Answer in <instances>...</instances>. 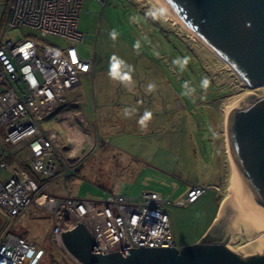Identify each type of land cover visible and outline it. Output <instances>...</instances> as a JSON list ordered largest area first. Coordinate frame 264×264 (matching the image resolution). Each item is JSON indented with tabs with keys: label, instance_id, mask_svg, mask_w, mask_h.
I'll return each mask as SVG.
<instances>
[{
	"label": "rangeland",
	"instance_id": "rangeland-1",
	"mask_svg": "<svg viewBox=\"0 0 264 264\" xmlns=\"http://www.w3.org/2000/svg\"><path fill=\"white\" fill-rule=\"evenodd\" d=\"M7 2L0 0L2 23ZM78 29L85 39L77 50L83 57L94 58V74L81 76L80 85L72 90L82 101L62 107L76 109L86 121L80 117L84 129L66 131L65 156L77 163L75 175L65 177L58 169L53 187H61L58 196L81 200H98L106 194L136 196L144 190L160 193L170 200L175 244H196L206 235L202 236L219 200L227 197L231 169L227 151L222 149L227 137L223 110L242 94L253 92L263 99L264 86H247L149 0H109L106 7L96 0H83ZM113 29L115 38L110 35ZM4 38H30L43 48L69 46L60 37L26 27L7 29ZM112 57L123 61L116 77L110 74L116 62ZM146 113L151 115L142 126ZM54 123L51 117L42 121L45 128ZM219 159L222 170L217 185ZM4 174L0 170V178ZM194 184L217 189L191 205L175 206ZM8 228L15 233L26 231L27 241L42 250L36 264H71L67 249L70 258L50 243L49 215L24 214L15 219L0 206V238ZM241 233L232 235L233 241L239 239L236 243L223 244L239 252L255 237L247 240Z\"/></svg>",
	"mask_w": 264,
	"mask_h": 264
},
{
	"label": "built area",
	"instance_id": "built-area-1",
	"mask_svg": "<svg viewBox=\"0 0 264 264\" xmlns=\"http://www.w3.org/2000/svg\"><path fill=\"white\" fill-rule=\"evenodd\" d=\"M96 1L106 7L109 0ZM82 2L8 0L4 23L0 17V130L5 143L25 144L29 152L27 170L15 169L0 180V206L15 219L24 214L49 215L50 243L67 258L62 235L79 224L102 255L140 246L179 249L168 211L170 200L160 193L144 190L136 196L106 194L98 200H81L46 192L58 169L65 177L75 175L77 163L65 156L69 146L66 134L45 129L42 121L58 106L68 105V94L79 86L80 77L94 72V58L81 56L76 47L85 39L78 29ZM18 27L60 37L69 46L43 48L30 38H4L7 29ZM59 115L64 118V113ZM5 154L0 151V170L8 168ZM38 176L50 181H39ZM213 188L192 186L175 206L191 205ZM10 228L0 238V264H36L40 257H36L35 245ZM70 262L84 264L76 258Z\"/></svg>",
	"mask_w": 264,
	"mask_h": 264
},
{
	"label": "water",
	"instance_id": "water-1",
	"mask_svg": "<svg viewBox=\"0 0 264 264\" xmlns=\"http://www.w3.org/2000/svg\"><path fill=\"white\" fill-rule=\"evenodd\" d=\"M163 2L193 36L235 67L247 86H264V0ZM225 123L233 166L232 195L196 244L182 249L140 246L102 255L79 224L62 235L68 252L84 264H264V235L239 252L223 244L239 240L233 241L232 235L241 233L240 226L247 240L264 231V98L253 92L234 97Z\"/></svg>",
	"mask_w": 264,
	"mask_h": 264
},
{
	"label": "crops",
	"instance_id": "crops-1",
	"mask_svg": "<svg viewBox=\"0 0 264 264\" xmlns=\"http://www.w3.org/2000/svg\"><path fill=\"white\" fill-rule=\"evenodd\" d=\"M93 74H94V72H93ZM92 75H85V76H92ZM68 95L70 96L69 97L70 98L69 104H70V102L74 101L75 105H77L78 103H80L82 101L81 96L78 94H74V92H71ZM63 106H67V105L62 104V105L58 106L57 109H59V110L56 109L55 113L50 116L51 119H53V121L55 123L53 126H51L49 128H54V129L59 130L60 134H62V135L67 134L66 131L69 132L68 129H70L72 131L73 130L77 131L78 129H84L83 125H81L80 122L78 121V119L80 117H82L86 121L84 116L81 115V113H79L76 109H75V112L74 111H68V109L65 110L64 108H62ZM75 108H77V106H75ZM61 109H62V111H60ZM61 113H64V118H61V116L59 115ZM57 115H58V117H57ZM87 124L90 126V124L88 122H87ZM87 124L84 127H86ZM49 128H45V129H49ZM0 133H1V136L3 139V134L1 132V130H0ZM71 135H72V133H71ZM226 146H227L226 140H224V138H223V142H222L223 153H225V151H227ZM1 150H4L6 153L5 159H6V162L8 163L7 164L8 168L1 170V171H6V174L2 175L0 180L7 179L9 176H11L12 171L15 169H26L27 170L26 158H27L29 152H28V149H27L25 144H20L18 146H11V145L4 142V145H2L0 147V151ZM221 153H222V151H221ZM217 163L219 164L217 167V176L220 177L221 176V170H222V168H221L222 167V159H219ZM36 179L39 181H42V182L43 181H50V180L44 179L43 177H40V176L36 177ZM50 183H51L50 187L48 188V190H46V192L49 194L58 195V192L60 191L61 187L59 185L53 187L55 185V179L51 180ZM196 185L197 184H194L193 186H196ZM214 187H215V189H217V186H214ZM68 197H72V196H68ZM225 199H226V197H223L222 199H220L219 204L216 205V211H215L214 215L212 216V219H211L208 227L205 229L204 233L202 234V236L205 233H207V231L211 228L212 224L214 223V221L218 217L219 210H220L221 205ZM24 232H26V231H22L20 233L23 234ZM176 246L179 249H182V247H183V246L181 247L178 245H176Z\"/></svg>",
	"mask_w": 264,
	"mask_h": 264
},
{
	"label": "bare ground",
	"instance_id": "bare-ground-1",
	"mask_svg": "<svg viewBox=\"0 0 264 264\" xmlns=\"http://www.w3.org/2000/svg\"><path fill=\"white\" fill-rule=\"evenodd\" d=\"M149 1L153 2V4H155L156 6H158L161 9V13L166 17V19L168 21H170L173 25H178V26L182 27L184 30H186V32L190 36L189 38H191L193 41H198L204 47L208 48L219 60H221L224 63V65L229 70L233 71L236 75H238V77H240L241 80L244 81L245 84H246V82L248 83L247 79L244 76H242V74L235 67H233L222 55H220L214 48H212V47H210L208 45H205L203 42H201L199 39H197L195 36H193V34L185 26H183L180 22H178L177 19L175 18V16L173 15V13L171 12V10L168 8V6L163 2V0H149ZM229 107H230V105L226 106L225 109L223 110L225 117H227V113H228ZM226 143H227V146L226 147H227L228 160H229L230 169H231V174H230V178H229V182H228V187H227V197H228V196L232 195V188L233 187H232L231 183H232V179H233V166H232V160H231V157H230L227 140H226ZM262 232L263 231H261L254 238L250 239V241H253L256 238L262 236V234H263ZM71 257L73 258V260L75 259L73 256H71Z\"/></svg>",
	"mask_w": 264,
	"mask_h": 264
},
{
	"label": "clouds",
	"instance_id": "clouds-1",
	"mask_svg": "<svg viewBox=\"0 0 264 264\" xmlns=\"http://www.w3.org/2000/svg\"><path fill=\"white\" fill-rule=\"evenodd\" d=\"M110 35H112V37L115 38V35H116V31H115V29H113V31H112V33H111ZM112 59H113L114 61H116V62L113 63V64L111 65V73H110V74H111L113 77H116V76L118 75L117 68H118L119 64L123 63V61H117V60H116V57H112ZM186 63H187V59H185V64H186ZM127 78H128V77H122V79H127ZM204 83L206 84L207 81H205ZM149 88H150V90H151L152 85H150ZM125 114H126V115L128 114V110H127V109L125 110ZM150 115H151L150 113H146L145 116H144V118L141 119L140 124H141L142 126H144V122H145V120H147V119L150 117ZM38 251H42V250H38ZM42 253H43V252H42Z\"/></svg>",
	"mask_w": 264,
	"mask_h": 264
},
{
	"label": "trees",
	"instance_id": "trees-1",
	"mask_svg": "<svg viewBox=\"0 0 264 264\" xmlns=\"http://www.w3.org/2000/svg\"><path fill=\"white\" fill-rule=\"evenodd\" d=\"M220 179H221V177H218L217 185H220V181H219Z\"/></svg>",
	"mask_w": 264,
	"mask_h": 264
}]
</instances>
